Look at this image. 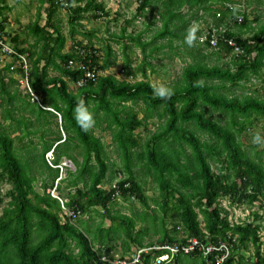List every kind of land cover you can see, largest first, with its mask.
Segmentation results:
<instances>
[{
  "label": "trees",
  "instance_id": "1",
  "mask_svg": "<svg viewBox=\"0 0 264 264\" xmlns=\"http://www.w3.org/2000/svg\"><path fill=\"white\" fill-rule=\"evenodd\" d=\"M9 1L0 0V18L8 11ZM40 1L47 6L45 24L38 25L39 10L29 28L35 51L21 48L18 37L10 39L17 52L27 55L28 86L20 89L19 80L5 79L10 72L26 79L25 73L14 67L16 59L0 71V184L10 186L0 216V264H104L103 256L125 261L128 257L114 258L113 248L105 243L121 240L127 252L132 246L184 244L179 229L201 244L229 246L224 264L248 263L234 255L240 248L246 250L248 244L256 250L251 264H264L260 225L230 223L220 201L226 198L234 206L259 202L264 208V150L252 156L242 140L254 120L264 119V96L230 95L233 89L243 90L244 82L259 76L264 67V23L259 24L258 19L248 22L244 3L239 1L137 0L134 19L149 10L155 11L157 19L136 34L127 32L134 19L127 20L119 35H111L140 50L142 60L133 69L132 47L122 46L124 76L143 77L133 83L100 76L117 65L118 57L108 44L101 56L92 47L94 36L74 29L88 13L96 20L108 16L104 2L113 0ZM256 1L259 8L264 3ZM61 9L68 11V38L57 17ZM204 15L214 22L207 36L206 32L194 33L191 27L192 21H200ZM3 22L0 20L1 30L5 29ZM155 22L160 26L153 33ZM245 29H251L250 37H242ZM212 33L218 38L216 47L210 44ZM190 35L194 39L188 43ZM201 35L206 40L197 43L204 53L198 45L193 46ZM77 36L87 42L76 40ZM67 39L71 40L68 51ZM171 53L191 62L171 87V97L161 98L147 80V68L156 73L151 62L160 54ZM214 55L230 57L234 70L210 66L208 61ZM87 73L93 77L86 78ZM71 84L75 88L70 89ZM31 94L39 97L40 105L32 101ZM81 100L95 114L96 123L87 132L74 118ZM152 120L157 121L156 129L141 143L137 131L148 128ZM53 125L55 129H51ZM96 131L108 134L111 145L96 136ZM22 138L28 144L16 147L15 141L22 142ZM110 147L118 163L112 160ZM50 152L52 166L46 158ZM62 159L75 169L67 171L64 178H60ZM212 164L219 165L218 174ZM38 180L41 193L35 190ZM148 182L159 193V200L154 201L158 211L151 208L146 196ZM107 185L111 188L105 189ZM119 198L135 200L143 209L126 215L115 209ZM62 206L75 216H61ZM105 221L110 223L108 228ZM79 223L88 228L89 238ZM149 235L157 237L155 243H144ZM183 257L198 260V264H213L214 260L199 253ZM183 257H177L174 264H181ZM152 260L144 254L142 264Z\"/></svg>",
  "mask_w": 264,
  "mask_h": 264
},
{
  "label": "rangeland",
  "instance_id": "2",
  "mask_svg": "<svg viewBox=\"0 0 264 264\" xmlns=\"http://www.w3.org/2000/svg\"><path fill=\"white\" fill-rule=\"evenodd\" d=\"M234 2H243L244 3V12L245 16L248 22L253 23L256 19H258L259 24L264 23V3L259 8L260 5H257L256 0H233ZM139 2L137 0H113V1H106L104 2L105 6V13H108V16H103L100 19L96 20L93 19L91 14L88 13L85 15V18L83 21L76 26L74 29L82 34H92L94 38L92 39V47L93 49H96L99 54L103 55V48L107 44L112 48V51L115 53L117 59V65L112 67L107 73H100L101 75L107 76L111 75L116 77L120 81H132L133 83L135 81H142L143 77L141 74H137L134 79L128 77L126 78L123 74V66H124V59L121 56L122 53V46H128L132 47V44L126 42L125 40H117L116 38H112L111 35H119L122 27L124 26V22L127 20L134 19V16L137 14V8L139 6ZM8 11L6 10L3 13V16L0 18L1 21H4V30L6 34L8 35L9 40L13 37H18V41L22 42L21 48H25L28 51H35L33 50V44H34V38L31 36V33L29 31V28L32 27L37 19V14L39 10L41 19L38 23L39 27H43L46 21V8L47 6L44 4H41L40 0H12L9 1L7 4ZM243 11V10H242ZM183 13L186 12V9L182 11ZM68 11L61 9L59 13L57 14L58 19H60L63 27L64 35L68 38V28L69 25L67 24V16ZM200 16V13H199ZM157 19V15L155 11H148L144 17L135 18L133 20L132 26H130L127 30L128 33L136 34L138 32H142L145 30V27L148 23L154 22ZM153 28L151 29L153 33L156 31L157 28H159L160 23L155 22L153 24ZM210 25L214 26V22L211 17L204 15L203 18L200 19V21H192L191 27L194 31V33H205L208 31ZM257 27V26H255ZM252 34L251 29H245L244 32H242V37L247 38L250 37ZM151 35V34H150ZM202 36V35H201ZM197 37L195 39V43L193 46H197L198 48L204 53L206 52L205 49L200 46L198 42H200V37ZM76 40L82 41L86 43L87 40L82 36H77ZM120 42V45L118 42ZM71 46V40L67 39V44L65 50H69ZM26 50V51H27ZM167 53V50H165ZM129 55L133 63V69H136L138 64L141 62V54L140 50L137 49L135 46H133L129 50ZM102 60V58H100ZM100 60V61H101ZM102 62V61H101ZM191 60H181L174 55L168 54H160L156 57L154 61H152V65L154 66V70H156V73H152L151 69L147 68V77L148 81L156 88L161 83L166 84L170 88L174 85L176 81H178L181 72L184 67H186ZM210 66L212 65H219L222 68H230L234 70V66L232 65V59L228 56L224 55H214L212 56L209 61ZM5 64L0 63V71L3 70ZM14 67H18L17 65H14ZM11 71H14L13 68ZM16 79L19 80L20 89H24V84L21 83L20 75L13 74L12 72L6 74V81L9 79ZM244 89H233L230 92V95L232 96H245V95H253V96H264V67L262 68L259 76H250L248 78L247 82H244ZM74 86L71 84L70 89H72ZM75 88V87H74ZM2 117V112L0 110V119ZM59 122V119H58ZM3 123V122H2ZM10 122H4V125H9ZM156 120L150 121V124L148 128L146 129H140L137 131L136 137L140 142L142 143L144 140L147 139L150 135L153 134V132L156 129ZM51 129H55V126L53 125ZM260 134L262 137H264V119L262 120H254L253 125L246 131V133L243 135L242 140L244 144V149L248 152V154L254 156L255 152H259L261 150H264V142L256 143L254 142V137L256 134ZM18 134L12 135L15 137ZM96 136L101 137L105 144L111 145L110 136L108 134L100 133L96 131ZM35 142L38 141L37 138H33ZM22 142L15 141L16 147L19 146V148H22V144H28L26 138H22ZM22 143V144H20ZM20 144V145H19ZM112 148H109V153L111 155L112 160H116V163H118V160L116 156L111 152ZM53 158H50V162ZM62 166V170H60V176L64 178L66 176L67 171L74 172V166L71 164V162L67 161L66 159H62V162L60 163ZM212 170L215 174H218L219 171V165L212 164ZM119 177H117V180ZM117 181H115L116 183ZM114 183V184H115ZM146 188V196L148 197L149 204L152 209H155L158 211L155 202L158 201L159 193L156 191L155 186L147 183ZM111 186L107 185L105 186V189H110ZM10 190V186L1 183L0 184V198L2 199V204H0V216L2 214V209L5 207V205L8 202V199L5 197L7 192ZM35 190L38 193H41L40 188V180H38L35 183ZM73 192V190H71ZM222 207L228 212L229 218L228 220L232 224H245V223H255L256 225H260L261 231H260V237H261V246H260V252L262 255H264V208L263 206H260L261 204L259 202L254 203L253 205H241V206H234L231 205L230 201L228 199H220ZM115 209L120 210V212L129 215L131 214L132 210H141L143 209L139 202L135 200H127L123 201V199L119 198L116 200V206ZM255 214H258L259 218H255ZM201 215H199V221L201 223V227H203V223L201 222ZM96 223H98V218L94 220ZM168 230H171L172 225L171 222L168 220ZM104 227L108 228L110 226V223L105 221ZM79 229L89 238V230L88 228L82 224L79 223ZM97 234V233H93ZM151 234V233H150ZM179 238L186 237V235L182 232L181 229H179ZM95 238V235L90 238ZM157 240V237L152 236H146L144 239V243H155ZM96 241H92V244L96 247H99L96 243ZM110 242V241H109ZM121 240L118 241H111L110 243H105V245H109L113 248L112 255L114 258H120V257H127L129 256L132 251L135 249V246H132L130 251H125L124 247L122 246ZM73 254L76 253V250L72 251ZM255 253L256 250L252 246V244H248V248L246 250L239 249V251H235L234 255L237 258H242L244 261H248L249 264L255 262ZM198 260H191L188 258L182 259L181 264H198ZM246 263V264H248Z\"/></svg>",
  "mask_w": 264,
  "mask_h": 264
},
{
  "label": "built area",
  "instance_id": "3",
  "mask_svg": "<svg viewBox=\"0 0 264 264\" xmlns=\"http://www.w3.org/2000/svg\"><path fill=\"white\" fill-rule=\"evenodd\" d=\"M239 20H242V18L240 17ZM207 35H209L208 31L206 32L205 36ZM211 39H212L210 41L211 46L216 47L218 38L215 35V33L211 34ZM205 40H206V37L204 36L200 37V42L203 43L205 42ZM229 45L234 46L232 42H229ZM236 51H238V49H236ZM14 59H16L15 65H17L21 69V71H23L26 75L25 76L26 79H23L22 83L28 86L27 73L29 71V65L27 62V56L22 55L19 52H17L14 49V47L10 44V42L8 41L5 30L0 29V63H3V64L9 63V62L11 63ZM69 65L71 66L72 63L70 62ZM92 77L93 75L89 73L86 74V78H92ZM81 84L82 83L77 84L76 87H80ZM31 96L33 98L32 99L33 102L39 103V99L36 95L31 94ZM52 194H54V191H52ZM53 197L57 198L56 195H53ZM62 209L65 212V214L68 215L69 217L75 216V214L73 213H68V210H66L63 206H62ZM154 249L157 251L165 252V253L156 257L154 261L152 262V264H170L172 263L176 255H179V254L188 255L194 252L202 254L203 257L213 256V259H214L213 264H224L225 260L230 254V247L227 246L225 243H222L218 246H215L213 244L204 245V244H201V242L196 239L188 240L187 245L184 247L163 246V247H157ZM148 251L149 249L139 250L134 255H131L129 258H127V260L125 261L124 260L111 261L106 256H103L101 261L104 264H142V254L148 253Z\"/></svg>",
  "mask_w": 264,
  "mask_h": 264
},
{
  "label": "clouds",
  "instance_id": "4",
  "mask_svg": "<svg viewBox=\"0 0 264 264\" xmlns=\"http://www.w3.org/2000/svg\"><path fill=\"white\" fill-rule=\"evenodd\" d=\"M187 39H188V43H191L192 40L194 39V36L190 35ZM22 81H23V79H21L20 82L22 83ZM154 92H155L156 95H158L161 98H168V97H171V95L173 94V89L170 88L169 86H167L166 84L161 83L159 86H157L154 89ZM38 99H39V97H38ZM37 104L38 105L40 104V99H39V103H37ZM74 118H75L76 122L80 125L82 130H84L85 132H87L89 129L94 127V125L96 123L94 112L90 109V106L84 100L79 101V103L75 107V109H74ZM59 122H60V119H59ZM254 142H256V143L264 142V137H262L258 133L254 137ZM46 158L48 159L49 164L52 166V164L50 163V160H49L50 158H52V152L48 153L46 155ZM59 168L62 170V166L61 165H59ZM60 178H62V177L60 176ZM65 215L66 214H65V212L63 211V209L61 207V216H65ZM183 239L186 240V242L184 244L174 243V244H165V245H162V246L154 245V246H151V247H144V248H137V249L135 248L132 251V253L129 256H127V257L129 258L131 255H134L139 250L149 249L148 253H143L142 254V258H143L144 254H149L153 258V260H152V262H153L156 257H158V256L162 255L163 253H165V252L157 251L154 248L163 247V246H170V247L180 246V247H184V246L187 245L188 240L196 239V238L183 237ZM196 240H198V239H196ZM157 252L159 254H156ZM194 253H197V252H194ZM190 254H193V253H190ZM190 254H188V255H190ZM179 256L183 257V256H186V255H184V254L176 255L175 258L173 259L172 263H170V264H174L175 261H176V258L179 257ZM152 262H151V264H152Z\"/></svg>",
  "mask_w": 264,
  "mask_h": 264
},
{
  "label": "crops",
  "instance_id": "5",
  "mask_svg": "<svg viewBox=\"0 0 264 264\" xmlns=\"http://www.w3.org/2000/svg\"><path fill=\"white\" fill-rule=\"evenodd\" d=\"M7 35V34H6ZM7 38H8V36H7ZM8 41L10 42V40H9V38H8ZM12 46H13V44H11ZM14 47V46H13ZM27 56V55H26Z\"/></svg>",
  "mask_w": 264,
  "mask_h": 264
}]
</instances>
